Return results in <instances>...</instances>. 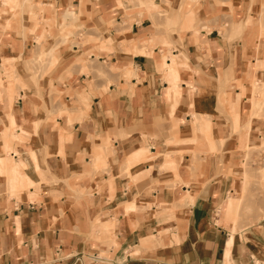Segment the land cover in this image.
Masks as SVG:
<instances>
[{
    "label": "crops",
    "instance_id": "crops-1",
    "mask_svg": "<svg viewBox=\"0 0 264 264\" xmlns=\"http://www.w3.org/2000/svg\"><path fill=\"white\" fill-rule=\"evenodd\" d=\"M7 1L0 264H264L262 0Z\"/></svg>",
    "mask_w": 264,
    "mask_h": 264
},
{
    "label": "rangeland",
    "instance_id": "rangeland-1",
    "mask_svg": "<svg viewBox=\"0 0 264 264\" xmlns=\"http://www.w3.org/2000/svg\"><path fill=\"white\" fill-rule=\"evenodd\" d=\"M25 1L26 0H13L12 5H14V8H12V10H13L14 13L12 15V19H16V14L15 13L17 11L20 12V9L22 8V4ZM29 1L31 3L30 6L33 7V8H35L34 10L37 11V14L33 16L34 20L37 21V22H40V20L41 21L42 20L44 21V18H42L41 13L39 12L40 9L38 7V6H41L40 0H38L37 3H34L33 0H29ZM1 2H2V0H1ZM261 3H262V6H261L262 9H261V14H260V29H261V34L264 35V0H262ZM36 7H38V8H36ZM239 28L242 29L241 27H239ZM60 29H61L60 30V37H59L60 39H68L70 35H72L75 38V36L77 35L78 37L81 38V40L83 41V43L86 40H90V39L91 40H95V38H93V37H90V36L87 37L86 33L82 31V28L79 29V27L73 25L72 22H71V24H69L68 21H66V20H63L62 21L61 28ZM76 29H79V30H77L76 33H73V31H75ZM46 33H49V31H46ZM50 35L53 36L52 34H50ZM45 39H46V37L43 35L40 38V41L38 43L41 44V41L42 40H45ZM40 51L41 52H40V54L39 53L37 54V57H48V56L52 55V52H53V50H49V52H48L49 54H47L46 51L43 50V47H40ZM234 203H236L237 210H239V207L241 205V201L240 200H235Z\"/></svg>",
    "mask_w": 264,
    "mask_h": 264
},
{
    "label": "bare ground",
    "instance_id": "bare-ground-1",
    "mask_svg": "<svg viewBox=\"0 0 264 264\" xmlns=\"http://www.w3.org/2000/svg\"><path fill=\"white\" fill-rule=\"evenodd\" d=\"M3 4H6L8 1L7 0H2ZM239 205V204H238Z\"/></svg>",
    "mask_w": 264,
    "mask_h": 264
}]
</instances>
